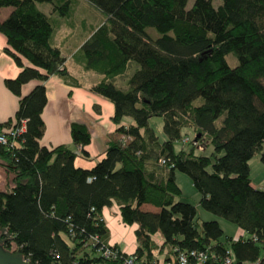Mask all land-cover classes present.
<instances>
[{"label": "trees", "instance_id": "16d2710c", "mask_svg": "<svg viewBox=\"0 0 264 264\" xmlns=\"http://www.w3.org/2000/svg\"><path fill=\"white\" fill-rule=\"evenodd\" d=\"M75 1L0 0V10L11 9L0 21L3 51L20 69L4 81L19 100L0 132L22 122L25 128L17 147L0 145V228L11 234L3 249L28 264H123L103 259L89 244L95 236L108 243L102 211L115 204L124 225L138 226L133 255L142 263L156 261L154 251H166L172 264L178 253L207 251L213 258L204 264H222L230 251L232 264H264V189L251 184L248 167L254 154L264 166V0H220L216 8L210 0H194L190 8L188 0H85L104 22L79 53L85 70L104 76L91 92L113 105L115 126L104 157L90 169L75 167L67 146L39 144L43 84L54 75L71 80L51 41L56 20L68 18ZM38 4L49 5L50 15ZM119 78L125 89L115 83ZM31 81L40 84L21 97ZM152 118L162 119L164 141L150 128ZM188 127L191 145L205 141L208 155L186 147ZM69 134L87 156V127L72 123ZM176 172L191 180L203 211L246 237L222 240L218 222H199L196 207L177 200ZM156 233L160 247L151 240Z\"/></svg>", "mask_w": 264, "mask_h": 264}, {"label": "crops", "instance_id": "0c3cea01", "mask_svg": "<svg viewBox=\"0 0 264 264\" xmlns=\"http://www.w3.org/2000/svg\"><path fill=\"white\" fill-rule=\"evenodd\" d=\"M10 11V8L1 9L0 21L5 19ZM45 14L49 16L50 11L45 12ZM101 16L94 28L88 31L80 42H76V39V41H73V38H75L74 33L67 29L66 23H59L51 42L65 58L64 67L71 80L65 82L54 75L49 77L43 84L46 90V105L41 114L44 132L39 144L48 149L61 145L67 146L76 155L74 166L82 169L92 168L104 157L106 142L115 130V126L111 122L114 112L113 105L101 96L91 92V88L101 81L104 76L85 70L83 59L79 53L80 47L90 37L93 30L104 22V17ZM4 48H6V40L0 34V124L5 123L14 116L19 100L17 96L9 92L4 86L5 80L14 79L20 71L13 60L4 53ZM21 61L24 66H28L25 60L22 59ZM115 83L122 89L126 87L124 84L118 85L117 81ZM39 84L40 82L38 81H31L22 85L20 89L21 97L27 95ZM123 122L131 124L132 120L124 118ZM72 123L84 124L90 133V144L83 148L87 156H83L81 148L72 144L69 134V127ZM1 188L2 186H0ZM143 209L156 211L150 206H145ZM102 219L108 231V244L116 246L125 254H133L136 249L134 232L138 226L124 225L121 222L118 207L115 204L110 208L103 209ZM239 236L246 237L238 228H235L228 237L236 238ZM151 240L157 247H160L163 243L159 233L151 236ZM165 255L166 251L163 253L153 252V257L159 264L172 262L173 257L169 255L166 258Z\"/></svg>", "mask_w": 264, "mask_h": 264}, {"label": "rangeland", "instance_id": "374dc122", "mask_svg": "<svg viewBox=\"0 0 264 264\" xmlns=\"http://www.w3.org/2000/svg\"><path fill=\"white\" fill-rule=\"evenodd\" d=\"M210 1L213 7L215 8L221 4L220 0H210ZM193 2L194 0H188L187 8H190ZM37 7L41 12H44V13L50 11V7L47 4H38ZM1 15H2V12H0V17ZM100 15L102 14H100V12L93 9L85 0H78V1H75V3L73 4L72 11L69 17L56 20V24L58 26L60 22L66 23L67 29L70 32L74 33L75 38H73V41L77 40L76 42H80L81 38H84L87 35V32L90 31L92 28H94V26L97 24ZM52 19H56V18L53 17ZM148 31L152 36L157 37V34L153 30L149 29ZM225 61L230 68H234L237 65L236 59L231 54L226 55ZM117 83L118 85H122L124 83V80L119 78L117 80ZM200 103H201L200 99H197L194 102L195 106L199 105ZM149 126L153 130L155 136L160 141L165 140V137L162 131L163 121L161 118H152L149 122ZM185 131L188 133V135L186 136L188 137L186 147L190 144L189 147L194 148L195 146L191 145L192 144L191 141L194 139L193 129L190 127L183 129L182 134H184ZM205 145H206V142L203 141V143L200 145L203 151L198 150L197 153L208 155L211 152V147L205 148ZM179 147H180L179 143H176L174 146V150L177 151ZM248 167H249V179L251 181V184L254 186L255 189L263 190L264 189V166L260 162L259 154H254V156L248 162ZM175 176H176L177 184L182 192L181 196L177 200L180 202H186V203H189L195 206L196 207V218L199 222L211 221V220L218 222L220 228L223 230V236L221 238L222 240L225 239V237L229 236V234H232V230L233 229L235 230L236 228L234 225L208 212L203 211L198 206L199 195L194 190L191 184V180L186 175L181 174L179 172H176ZM3 181H4V175L1 174V171H0V186L4 184Z\"/></svg>", "mask_w": 264, "mask_h": 264}, {"label": "built area", "instance_id": "2783aa9c", "mask_svg": "<svg viewBox=\"0 0 264 264\" xmlns=\"http://www.w3.org/2000/svg\"><path fill=\"white\" fill-rule=\"evenodd\" d=\"M24 129V122H22L18 127L7 128L4 131L0 132V145L7 146L9 148L17 147L18 144L16 142V138H18L24 132ZM187 140L188 139H185L183 142L187 143ZM193 146H195L197 150L203 151V149L198 143L194 142ZM160 163L163 164L164 162L161 161ZM89 244L92 247H95L97 253L105 260L121 261L123 264H159L157 261H152L150 263H142L140 260L137 259L135 255L125 254L116 246L104 243L97 236L91 237L89 239ZM209 257L213 258V253L209 254L207 251H191L189 253H178L176 260L178 264H187V261L190 258L196 260L197 264H204ZM232 263L233 259L231 252L227 251L226 257L223 259L222 264ZM161 264H172V262H163Z\"/></svg>", "mask_w": 264, "mask_h": 264}, {"label": "water", "instance_id": "95a60500", "mask_svg": "<svg viewBox=\"0 0 264 264\" xmlns=\"http://www.w3.org/2000/svg\"><path fill=\"white\" fill-rule=\"evenodd\" d=\"M10 238L11 234L0 228V264H27L21 254L3 249L2 245Z\"/></svg>", "mask_w": 264, "mask_h": 264}]
</instances>
